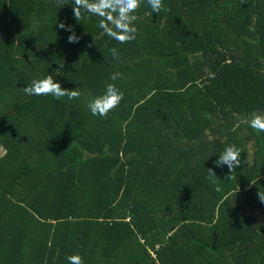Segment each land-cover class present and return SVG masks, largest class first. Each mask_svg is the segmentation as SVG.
I'll return each instance as SVG.
<instances>
[{
  "label": "trees",
  "instance_id": "16d2710c",
  "mask_svg": "<svg viewBox=\"0 0 264 264\" xmlns=\"http://www.w3.org/2000/svg\"><path fill=\"white\" fill-rule=\"evenodd\" d=\"M65 3L0 0V264H264V133L246 122L264 113V0H142L127 44ZM46 75L80 98L24 94ZM107 83L124 98L93 116ZM231 144L232 173L214 163Z\"/></svg>",
  "mask_w": 264,
  "mask_h": 264
},
{
  "label": "clouds",
  "instance_id": "9594fccd",
  "mask_svg": "<svg viewBox=\"0 0 264 264\" xmlns=\"http://www.w3.org/2000/svg\"><path fill=\"white\" fill-rule=\"evenodd\" d=\"M142 0H72L73 18L78 22L83 19V14L88 13L99 17L98 27L103 30V34L119 44H127L136 40L139 29L135 25L138 17L134 14L140 8ZM153 13H159L166 10L163 0H147ZM65 0H57L58 8L66 5ZM59 29L70 32L67 41L69 43H78L80 37L75 34L70 25L60 22L57 24ZM91 47V45H89ZM114 59H119V50L112 47L110 50ZM207 78L215 79V73L208 68L204 69ZM123 79V74L115 72L110 76L111 81ZM26 96H52L55 100L67 97L68 100L79 99L81 92L78 89L62 88L59 82H55L51 75H46L41 79H34L30 84L23 87ZM124 98V93L120 91L114 83H107L102 94L89 98L86 107L93 116L106 118L108 114L116 109ZM237 114L234 113V116ZM251 129L257 133H264V113H252L251 118L246 121ZM240 125H234V129ZM242 150L235 144L228 145L220 153L214 163L217 166L226 165L230 173L235 171L241 164ZM209 179L216 177L212 169H208ZM215 183V181H213ZM217 191L220 190L216 186ZM259 202L264 203V192L258 191ZM67 264H84L83 257L80 254L66 255Z\"/></svg>",
  "mask_w": 264,
  "mask_h": 264
}]
</instances>
